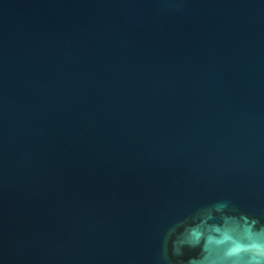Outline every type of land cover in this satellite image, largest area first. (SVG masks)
I'll use <instances>...</instances> for the list:
<instances>
[{"label":"water","instance_id":"1","mask_svg":"<svg viewBox=\"0 0 264 264\" xmlns=\"http://www.w3.org/2000/svg\"><path fill=\"white\" fill-rule=\"evenodd\" d=\"M261 225L264 0H0V264H234Z\"/></svg>","mask_w":264,"mask_h":264},{"label":"clouds","instance_id":"2","mask_svg":"<svg viewBox=\"0 0 264 264\" xmlns=\"http://www.w3.org/2000/svg\"><path fill=\"white\" fill-rule=\"evenodd\" d=\"M253 225L257 222L252 221ZM264 225H261L258 232L256 233L258 239L251 244L240 245L236 248H228L225 252V256L234 261V264H240L241 260L246 258V264H264ZM197 236V242L199 240V234L193 233ZM203 259V258H202ZM189 264H192L190 261Z\"/></svg>","mask_w":264,"mask_h":264}]
</instances>
